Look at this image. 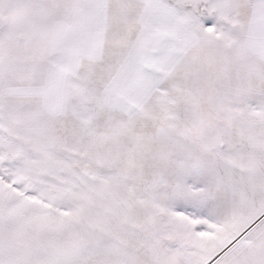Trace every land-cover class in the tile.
Instances as JSON below:
<instances>
[{"label": "rangeland", "instance_id": "rangeland-1", "mask_svg": "<svg viewBox=\"0 0 264 264\" xmlns=\"http://www.w3.org/2000/svg\"><path fill=\"white\" fill-rule=\"evenodd\" d=\"M0 264H264V0H0Z\"/></svg>", "mask_w": 264, "mask_h": 264}, {"label": "crops", "instance_id": "crops-1", "mask_svg": "<svg viewBox=\"0 0 264 264\" xmlns=\"http://www.w3.org/2000/svg\"><path fill=\"white\" fill-rule=\"evenodd\" d=\"M202 185V184H201ZM208 188V185H207ZM206 189L204 188V193L205 195L207 194L208 189L205 191ZM211 191V190H210ZM196 195H198L199 197H202V191L200 193H197ZM203 198V197H202ZM207 198L212 199L213 198V192L211 191L208 195ZM221 199H223L224 201L226 200L224 196L221 197Z\"/></svg>", "mask_w": 264, "mask_h": 264}]
</instances>
